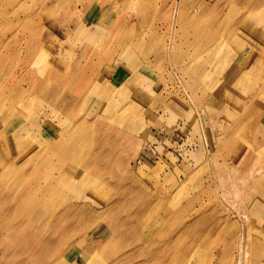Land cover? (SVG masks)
<instances>
[{
  "label": "rangeland",
  "instance_id": "374dc122",
  "mask_svg": "<svg viewBox=\"0 0 264 264\" xmlns=\"http://www.w3.org/2000/svg\"><path fill=\"white\" fill-rule=\"evenodd\" d=\"M204 1L209 11L196 17L198 27L192 24L181 28L188 19L178 24L179 27L169 26L164 0H23L15 13L14 7L1 5L5 2L0 0V18L4 14L17 21L3 24V16L0 42L16 35L18 43L10 51H16L13 56L19 60L38 65L30 74L36 76L41 67L45 82L58 81L60 85L64 81L61 89L74 93L70 115L77 116L61 111L58 106L62 100L52 94L46 99L35 94L34 104L14 109L15 116L17 112L20 115L16 120L25 135L23 141L35 148L45 143L49 135H57L61 126L72 124V120L76 122L89 111L92 118H86L88 128L67 133L68 141L72 139L76 143L80 154L63 173L75 174L74 169H80L77 177L83 178L84 185L96 187L94 191L76 194L79 197L71 199L72 203L93 208L100 203L101 206L109 204L116 212L93 222L75 221V229L59 233L68 234L65 248L80 236L93 241L103 239L102 245L91 250L72 248L64 254H71L69 262L59 258V264H112L113 259L118 260L116 264H183L181 254L188 256L184 264H215L222 251L227 264H264V121L261 120L264 118L261 104L262 101L264 104V53L260 52L264 37L258 36L264 33V3L255 7L235 0ZM177 2L183 3V7L175 8L174 12L177 9L178 13L189 14L197 0ZM74 5L82 11L76 12ZM117 5L120 10L115 13ZM144 5L156 8L148 10L155 11L156 18L152 26L143 27V33L139 34L140 28L135 26L136 37H130L129 30L120 28L116 19L125 17L130 22L136 21L140 14H145L138 10ZM52 7L54 12L48 11L46 16L38 18L40 9ZM242 16H247L243 30L230 33L236 17ZM77 18L101 20L106 25L91 43H85L64 34L70 23L67 21ZM216 26H219L220 38L229 39L230 34L232 43L206 65L210 66L207 80L191 79L184 73L185 66L191 58L197 65L207 62L209 44L203 37L210 35ZM101 36L108 44L95 43ZM136 40L145 41L143 50L136 47ZM33 43L41 48L28 58L24 48ZM164 43L168 48L175 43L169 54L164 50ZM18 44L23 48L16 49ZM153 45L163 58L155 57ZM81 46L86 53L78 50ZM96 47L97 51L91 53ZM175 48L182 54L178 55ZM143 53L149 60L146 69ZM226 55L232 59L225 58ZM49 65L57 70L66 69L73 75L76 65L82 68L77 81L66 83L65 76L49 72ZM144 75L154 79L157 87L149 98L137 92V103L130 105L128 96L136 87L128 82L136 79L142 87ZM91 85L97 94L105 91L106 102L88 98L85 92ZM251 114L259 119L242 133L249 136L248 141L253 138L248 143L252 147L241 142L251 152L250 160L240 162L237 155L236 162L231 157L235 140L228 136ZM33 116L42 126L41 130L33 122ZM46 116L49 121H45ZM88 162L93 163L90 168ZM250 168L261 170L255 172L257 179L247 178ZM243 212L249 222L242 221L246 215ZM124 220L132 224V235L140 233L149 239L142 242L131 236L128 243H122L125 232L120 229L114 238L104 241L108 235L104 228L109 227L111 236L114 234L111 228L118 222L121 228ZM218 225L229 234L217 236L214 228ZM243 236L249 244L245 258L240 259L241 251L237 248L243 244ZM248 237L253 240L248 241ZM256 239L263 248L257 247ZM8 243H11L9 236L0 234V251L7 249ZM161 253L166 254L165 258L158 260L156 256ZM123 256L131 260L120 261ZM5 260L8 259L3 258L2 262Z\"/></svg>",
  "mask_w": 264,
  "mask_h": 264
},
{
  "label": "bare ground",
  "instance_id": "6f19581e",
  "mask_svg": "<svg viewBox=\"0 0 264 264\" xmlns=\"http://www.w3.org/2000/svg\"><path fill=\"white\" fill-rule=\"evenodd\" d=\"M3 1L5 3H2L1 5H11L14 7L12 10L14 13L20 9L22 4L20 2H23V0ZM237 1H239L241 4H251V6L254 5L255 7L264 3V0H235V3ZM134 2L135 1H133V3ZM163 4L164 8L167 7L168 9L166 22L172 27H179L178 24H180L183 20L188 19L187 24H183L181 28L188 25L191 26L192 24H195L197 28L199 24L196 22V17L206 14L209 11L204 0H197V3L191 7V12L189 14H182L180 12L178 13L177 9L174 12L175 8L180 9L183 7V3H176V0H164ZM118 8L119 7L117 5L115 13L120 10V8ZM155 9L156 8L150 7L148 5L140 6L138 10L140 12L143 11L145 14H140L136 21L132 19L130 22L129 19L125 17H117L116 20H118L120 28L122 27V29L126 28L129 30L130 37H136V29L134 27L138 26L137 28H140V34L143 33L144 26H152L153 21L156 18V14L155 11L152 13L148 10ZM74 10L76 12L82 11L76 5H74ZM48 11L54 12L53 7L45 10L40 9L38 11V18L40 19L46 16ZM3 16L4 14L2 15V18ZM7 16L8 15H5L3 20L0 18V21L2 20L3 24L10 25L14 22H17L8 19ZM246 20L247 16H242L240 18L236 17L234 25H232L233 29H231L230 33L242 31ZM68 22L70 23L67 25L64 34L73 35V39L79 41L81 39L85 43H91L96 38L97 32H101L106 25L104 24L105 22L101 20H98V22L91 20L83 21L78 18L72 21H67V23ZM258 36L264 37V33H261ZM203 38V41L209 44L207 47L209 50L207 62L203 65H197L196 61L191 58L190 61L187 62L184 71L185 74L191 76V79H198L199 81L207 80L209 78L210 75L208 74V69H210V66L206 67V65H210L212 61H215L214 56L217 53H222L223 47H226L232 43L233 39V37H230V34L229 39L225 37L220 38L219 26H216L210 35L204 36ZM150 39L152 40V37H150ZM151 40H149V43H151ZM71 42L73 43V41ZM260 42L263 43V45L260 47V52L264 53V40ZM16 43H18L16 35H12L7 38L6 41L4 39L0 42V70L6 71L5 73L0 71V234H7L11 239V243H8L7 249L0 251V264H59V258H63V261L68 263L71 254L68 256L66 254L64 256L65 252L72 250L74 247H86L85 249L91 250L98 247L103 239L99 241H93L91 238L84 239L82 236H80L78 240L67 245L65 248V242L68 240V234L59 233H63L64 231L68 232V230L75 229L76 226L73 224L75 221L82 224L86 221L93 222L98 220L102 215L106 214L113 216L116 212L109 204L101 206L100 203L98 206L93 208L87 207L85 204L80 202L72 203L71 199L75 200L79 197L76 194H84L85 192L94 191L96 190V187L90 185L87 187L84 185L83 178L77 177L80 169H74L75 174L67 175L66 172L63 173L64 170H69L72 162H75L80 154L79 147L76 149V143H73L72 139L68 141L67 133L74 134L75 132L79 133L86 130L88 128V126L85 125V123L88 121L86 118H92L91 114L88 113L89 111L85 112V116L79 118L76 122L72 120V124L67 126V123L65 126H61L57 135H49L45 143H41L35 146V148H31L28 146V143L25 144V141H23V137L25 135L21 132V129L18 128V121L16 120V118L20 115L17 112V115L15 116L14 109L17 111L18 109L27 108L34 104L36 102V98L34 97L35 94H37V97L40 99H46L49 94H52L56 98H60V101L62 100V104L58 106V108L71 117L77 115H70L74 108L70 106V100L74 96V93L72 91L67 92V90L61 89L65 82L63 81V83L60 85H57L58 81L56 83L52 81L45 82L43 80L44 71H41V67L39 68V72H37L36 76L33 74L31 75L30 72L34 70V68L37 69L38 65H31L28 63V61L26 62L25 60H19V58L13 56L16 51L10 50L12 49V45ZM95 43L108 44V40L103 39V36H101L95 41ZM174 44L172 43V46ZM135 45L136 47L140 46V50H143L146 44L143 40H136ZM162 45H164V50L166 48V52L169 54L172 46L168 48L165 43ZM153 46L155 48V53H157L155 57L160 59L163 58L161 57V52H158L157 46ZM21 48L23 47L20 44L16 46V49ZM40 48L41 45L33 43L32 45H26L24 49L26 54H28V58H32V55L40 50ZM69 49H71V46ZM72 49L75 50L74 47H72ZM97 49L98 47L91 49V53L94 54ZM78 50L81 51L82 54L86 53L84 46H81ZM175 52H178V48L177 50L175 48ZM181 54V52H178V55ZM224 57L227 59H232L230 55H226ZM142 58L143 62L145 63L144 69H146L149 67V60L147 59L146 54H144ZM13 60L15 61L14 64ZM108 60L109 59L106 58L105 62ZM15 65L17 66L16 69H14ZM81 68L82 67L80 65H76L74 71L76 75L75 76L73 74H69L66 69L57 70L53 69L50 65L48 66L50 73H58L59 75L65 76L66 83L77 81V79H79L78 71H80ZM154 81V79L144 75L142 87L138 85L136 79L128 82V84L136 87L135 92H132V94H129L128 96L130 101L129 104L135 105V103H137L135 97L137 92L141 93L144 97L149 98L148 95H150L152 93L151 91L155 90L157 87V83L155 84ZM92 86L93 85L88 87L87 90L85 89V93L88 98H93L94 100L97 98V100L100 102L103 101L105 98V91H101L97 94L98 91L93 90ZM147 86L148 89L146 88ZM142 88L145 90H141ZM133 93L135 94L133 95ZM104 102L106 101L104 100ZM261 104L264 106L263 101ZM113 106L111 105V107ZM122 113L123 111L119 112L118 114ZM97 117H95V120ZM258 119L259 116L251 114L248 120L243 122L238 129H235V131L228 136L230 139L233 138V140H235L233 145H231V157H234L236 162L239 161L237 155H239L240 162L250 160L251 152L247 150L245 145H249L248 143L253 140V138L248 141L247 138H249V136L245 134V137L242 132L245 128H251L252 123L254 124ZM32 120L34 123L35 121L37 123L36 116H33ZM261 120L263 122L264 118ZM45 121H49L47 116L45 117ZM36 126H39L40 130L42 129V126L39 125V123H37ZM241 142H245V145H242ZM21 145L23 146L20 147ZM250 147H252V145ZM21 148H25V150H22ZM262 148H264V146ZM92 164V162H88L87 167L90 168ZM260 171V169L256 171L253 168L248 169L247 178L249 179L253 177L254 179L255 177V179H257V173L255 172L260 173ZM55 173H59V175L56 176ZM262 179L264 183V178ZM166 208H168V205H166ZM242 221L249 222V217L247 214L243 217ZM47 222L50 225L46 226ZM235 227L230 228L231 230L234 229L236 231L237 228L235 229ZM104 229L107 231L106 234H108L106 237H104V241L105 239L109 240L110 238H114L115 234H117L120 229H123L125 232L123 239L121 240L122 243H128L131 236L133 239L141 240L142 242H144V239L146 238L149 239L148 236L142 235L140 233L138 235H132L131 233L133 232L134 228L132 224L128 223L126 220L122 222L121 228L119 222L116 223L115 227L111 228L114 232V234L111 236L109 235V227ZM214 231L216 232L217 236H226L229 234V232H226L225 229L221 230L219 225L214 228ZM63 236H65V239ZM244 236L241 238L243 239V244H240L241 246L237 248L239 249L238 251H241V255H239L241 256L240 259L245 258L247 254V244H249L245 241ZM249 240L253 239L248 237V241ZM256 243L258 245L257 247L263 248L262 243H259L258 239H256ZM166 247H168V245ZM8 251L9 253H7ZM235 254L237 255L238 253ZM159 255L160 256H156V258H158V260H163L166 254L164 255L161 253ZM153 257L154 256L151 258ZM3 258H7L8 260L2 262ZM179 258L184 264L188 256L181 254L179 255ZM217 258L218 259L215 258L216 260H214L216 261L215 264H227L226 254L223 251L220 255L218 254ZM229 258L231 257L229 256ZM122 260L129 262L131 259L129 257L127 260V256H123L120 261ZM116 263H118V260L113 259L112 264Z\"/></svg>",
  "mask_w": 264,
  "mask_h": 264
}]
</instances>
